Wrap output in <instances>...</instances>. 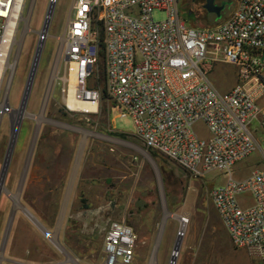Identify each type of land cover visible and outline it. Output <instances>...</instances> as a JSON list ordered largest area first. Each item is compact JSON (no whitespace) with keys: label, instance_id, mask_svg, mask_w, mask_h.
I'll use <instances>...</instances> for the list:
<instances>
[{"label":"built area","instance_id":"1","mask_svg":"<svg viewBox=\"0 0 264 264\" xmlns=\"http://www.w3.org/2000/svg\"><path fill=\"white\" fill-rule=\"evenodd\" d=\"M27 1L0 0V95ZM233 2L222 22L196 27L182 17L179 0H73L62 50L74 97L95 105L84 112H98L106 93L119 117L132 118L147 150L196 176L225 177L211 192L215 208L234 246L264 264V169L243 178L233 170L257 148L264 152V0ZM156 11L165 18L155 19ZM218 64L235 68L225 92L211 79ZM136 248L134 228L112 220L103 264H139Z\"/></svg>","mask_w":264,"mask_h":264},{"label":"rangeland","instance_id":"2","mask_svg":"<svg viewBox=\"0 0 264 264\" xmlns=\"http://www.w3.org/2000/svg\"><path fill=\"white\" fill-rule=\"evenodd\" d=\"M51 2L27 1L11 60L13 63L19 55L17 66L10 68L0 95V172L11 137V117L8 111H3L4 97L9 87L10 105L19 108ZM72 2L56 0L5 179L0 198V264H10L6 261L8 257L14 260L20 257L34 231L42 235V245L36 247L42 257L62 261L61 252L21 207L39 222H43L44 216L53 220L63 204L78 157L80 163L61 238L74 240L72 249L79 263L103 264L109 224L121 220L130 224L137 234L139 264H152L154 260L155 264H170L182 229L183 242L176 264H256L244 248L234 246L213 203L211 192L214 186L224 182L222 174L214 171L204 177L196 176L162 154L154 157L135 135L132 118L119 117L116 108L103 96L96 113L74 111L66 106L64 89L68 85V72L62 35ZM179 5L182 17L196 27L220 23L235 9L234 2H229L223 17L217 20L213 14L197 12L192 0H179ZM153 16L164 19L165 13L156 11ZM22 41H25L23 47ZM211 79L219 91L231 89L235 84L234 66L218 64ZM38 123L40 130L30 156ZM195 129L203 137L209 135L202 122L196 123ZM113 131L126 133L128 138H121ZM254 169H264L261 148L234 166V176L243 178ZM240 200L249 199L241 196ZM13 207L17 208L13 228L20 236L14 240L10 234L1 253ZM166 211L171 215L164 221ZM176 215L187 216L186 226Z\"/></svg>","mask_w":264,"mask_h":264},{"label":"water","instance_id":"3","mask_svg":"<svg viewBox=\"0 0 264 264\" xmlns=\"http://www.w3.org/2000/svg\"><path fill=\"white\" fill-rule=\"evenodd\" d=\"M228 4H229V2H227V1H223L222 3L219 4V3L216 2V0H206L205 8L207 9L208 12L214 13L216 15V19L217 20H220L223 17V11H224V9L226 8V6ZM55 5H56V0H52V2L49 5L48 11H47V15H46V19H45V22H44V26H43L42 30L39 32V35H40L39 43H38V46H37V50H36V54H35V57H34V61H33V64H32L31 70H30V74H29V77H28V80H27V83H26V87H25L24 94H23L22 101H21V104H20L19 108H12L11 105H10V101H9V87H8V91L6 92L5 97H4L3 111L4 112L8 111L10 113V117H11V137H10V141H9V144H8L6 155H5V158H4V161H3L2 169H1V172H0V198H1L2 192L4 191V188H5V179H6V176H7V172H8V169H9V166H10V163H11V159H12V156H13V152H14V149H15V145H16V142H17V138H18L21 122H22V119H23V117H24V115L26 113V107H27V104H28V101H29L30 93H31V90H32V87H33V83H34V80H35V76H36L37 69H38V66H39V62H40V59H41V55H42V52H43L45 41H46V38H47V35H48V31H49V27H50L51 20H52V17H53ZM18 56L19 55H17L16 59H14V62L12 63L13 69H15L16 66H17ZM39 130H40V123H38L37 127H36L35 137H34V141H33V145H32L30 156L33 153V148H34V145H35ZM83 147L84 146L82 145L81 150H80V156H81V151L83 150ZM79 163H80V158L78 157L77 160H76V163L74 165V169L72 171L70 183L68 185L67 192H66V195H65V198H64V201H63V206H62V210H61V218L64 216L65 211L67 209V205H68V202H69L70 194H71V191L73 189V185L75 183V178H76V175H77ZM21 209L32 219V221H34V223L38 227L41 228L39 221L30 212H28V210L26 208L21 207ZM14 214H15V209L13 210V213L10 216L9 224L7 226V229H6L4 241H3V244H2V248H1V253L4 252L5 247L7 245V241H8V238H9V235H10V232H11V227H12L13 220H14ZM170 215H171L170 212L166 211L165 214H164V221ZM176 217L179 218L180 220L183 219V217L179 216V215H176ZM183 236H184V229H182L179 232V234H178L170 264H176V262H177V257L179 255V252H180L181 246H182V242H183ZM52 242L59 247L58 243L55 242V240L52 239ZM159 243H160V241L158 239V241L156 243V247L154 249V258L156 257V253H157V250L159 248ZM68 263H69L68 261H63V262H59L57 264H68Z\"/></svg>","mask_w":264,"mask_h":264},{"label":"flooded vegetation","instance_id":"4","mask_svg":"<svg viewBox=\"0 0 264 264\" xmlns=\"http://www.w3.org/2000/svg\"><path fill=\"white\" fill-rule=\"evenodd\" d=\"M223 1L224 0H216V2L219 4L222 3ZM192 2L195 3V10L197 12H199V13L207 12L208 14L210 13L205 8L206 0H192ZM210 14H213V16L216 18V15L214 13H210ZM24 43H25V41H22V43H21L22 47H23ZM36 50H37V48H36ZM35 54H36V52H35ZM35 54H34V57H35ZM33 61H34V58H33ZM33 61H32V64H33ZM34 137H35V135H34ZM33 141H34V138L32 139V142L30 145V153H31ZM36 142H37V139H36ZM36 142H35V144H36ZM34 148H35V145H34ZM34 148H33V151H34ZM62 206H63V204H62ZM62 206H61L60 211L58 213H56V215H54L53 220H50V218H47L46 216H44L43 222H39L42 229L40 227L39 228L41 229L43 234L49 239V241L61 252V254L63 255V259L61 261V260L54 258V259L45 261L43 264H57V263L63 262V261H68L69 262L68 264H78V261H79L77 259V254L74 253V251L72 249V242L74 240L72 241V238L67 237V236H64V241H62V238H61L62 230H63V226H64V219H65V215H66V211H67V209H66L64 216L61 218ZM14 209H15V213H16L17 208L13 207L11 210V214L13 213ZM11 214H10V216H11ZM14 219H15V214H14ZM9 220H10V218H9ZM8 224H9V221H8ZM13 224H14V220H13ZM13 224H12V227H13ZM12 227H11V229H12ZM52 239L58 243L59 247L52 242ZM6 259H7L6 261L10 264L18 263V261L14 260L10 257H8Z\"/></svg>","mask_w":264,"mask_h":264},{"label":"crops","instance_id":"5","mask_svg":"<svg viewBox=\"0 0 264 264\" xmlns=\"http://www.w3.org/2000/svg\"><path fill=\"white\" fill-rule=\"evenodd\" d=\"M18 236H20V234L17 235L15 231L10 236V238L11 239L13 238L15 240L16 238H19ZM41 237L42 235L40 233L34 231L28 245L23 246L24 249L20 257L19 256L16 257L17 258L16 261H18V263L16 264H43L45 261L48 260L47 257H42V254L40 251L36 250L37 246L42 245V242L40 240ZM9 251H10V247H9ZM49 259H54V257L52 258L50 257ZM78 264H81V263H79L78 261Z\"/></svg>","mask_w":264,"mask_h":264},{"label":"bare ground","instance_id":"6","mask_svg":"<svg viewBox=\"0 0 264 264\" xmlns=\"http://www.w3.org/2000/svg\"><path fill=\"white\" fill-rule=\"evenodd\" d=\"M10 66L13 67L12 64ZM68 80H70L71 93L68 97L64 98V102L67 104L68 108L74 111H95V105H93L92 102L81 101L78 97H74L73 91L75 89V77L73 73ZM182 217L183 219H181V221L184 227L187 224L188 218L187 216ZM152 264H155V260Z\"/></svg>","mask_w":264,"mask_h":264},{"label":"trees","instance_id":"7","mask_svg":"<svg viewBox=\"0 0 264 264\" xmlns=\"http://www.w3.org/2000/svg\"><path fill=\"white\" fill-rule=\"evenodd\" d=\"M224 1H225V0H224ZM226 1H227V2H233V0H226ZM218 22H220V21H218ZM103 90L106 91L105 88H103ZM103 98H106V93L103 94ZM112 107L115 108L113 104H112ZM112 133L115 134V135H117V136H119V137H121V138H124V139H127V138H128V135H127L126 133H122V132H119V131H113ZM149 151L151 152V154H152L154 157L157 156V153H158V152L153 151V150H149ZM159 154H160V153H159ZM13 232H14V228L12 227L10 234L12 235ZM9 236H10V235H9Z\"/></svg>","mask_w":264,"mask_h":264}]
</instances>
